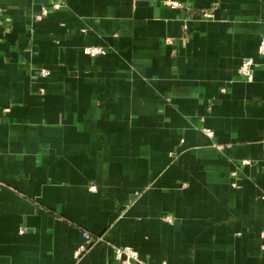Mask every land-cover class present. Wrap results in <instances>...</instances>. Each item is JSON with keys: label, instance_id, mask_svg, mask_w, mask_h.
<instances>
[{"label": "crops", "instance_id": "1", "mask_svg": "<svg viewBox=\"0 0 264 264\" xmlns=\"http://www.w3.org/2000/svg\"><path fill=\"white\" fill-rule=\"evenodd\" d=\"M51 3L0 0V264H264V0Z\"/></svg>", "mask_w": 264, "mask_h": 264}, {"label": "built area", "instance_id": "2", "mask_svg": "<svg viewBox=\"0 0 264 264\" xmlns=\"http://www.w3.org/2000/svg\"><path fill=\"white\" fill-rule=\"evenodd\" d=\"M61 0H52L51 9H59L61 7ZM172 8L180 7L176 3H171ZM44 13V9L42 10ZM202 17L209 18L211 15L207 11L202 12ZM83 53L90 57L103 56L106 54V51L98 46H88L83 49ZM257 53L261 56H264V34L261 36L257 47ZM253 61L252 59L244 60L237 69V75L242 78L245 82L250 83L253 80ZM49 73L46 70H40L39 77L46 78ZM208 136L212 134L206 131ZM243 166L249 165V161H242ZM94 190V188H90ZM167 223H172L173 219L170 216L164 218ZM22 233V231H20ZM82 244L74 252V259H80L100 238L93 237L89 232L83 231L81 234ZM114 258L120 264H133L141 263L139 261L138 253L130 247H113Z\"/></svg>", "mask_w": 264, "mask_h": 264}]
</instances>
